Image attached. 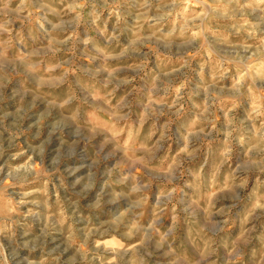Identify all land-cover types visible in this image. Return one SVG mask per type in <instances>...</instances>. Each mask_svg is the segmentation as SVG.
<instances>
[{
    "label": "rangeland",
    "instance_id": "obj_1",
    "mask_svg": "<svg viewBox=\"0 0 264 264\" xmlns=\"http://www.w3.org/2000/svg\"><path fill=\"white\" fill-rule=\"evenodd\" d=\"M0 264H264V0H0Z\"/></svg>",
    "mask_w": 264,
    "mask_h": 264
}]
</instances>
